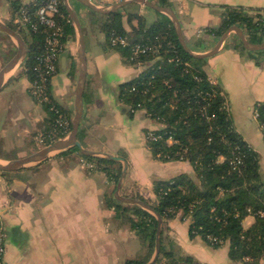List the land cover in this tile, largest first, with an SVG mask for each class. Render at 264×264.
<instances>
[{"label":"crops","instance_id":"obj_1","mask_svg":"<svg viewBox=\"0 0 264 264\" xmlns=\"http://www.w3.org/2000/svg\"><path fill=\"white\" fill-rule=\"evenodd\" d=\"M87 1L97 9H104L121 0ZM168 1L173 4L172 11L180 24L185 45L202 40L201 47L193 51L196 53L212 50L218 41L203 33L205 28L218 24L214 6L264 9V0H209L206 4L197 0ZM62 2L74 11L82 28L86 81L93 92V102L83 108L79 128H85L86 134L80 144L84 149L121 158L127 165L124 181L118 191L116 186L112 192L113 184L103 173L89 171L72 153L59 154L39 166L20 169L8 176L0 173L3 264H125L143 258L146 251L129 226L114 218V209L107 202L109 197L116 199L117 192L124 198L138 194L152 200L155 181L169 180L179 173L191 175L192 170L187 162L164 163L152 157L144 133L162 126L149 120L143 111L130 116L117 99L118 86L135 78L143 67L125 65L118 53L105 49L104 35H91V25L101 21L100 14L77 0ZM0 6L8 14V21L0 14L6 24L10 22V8L5 3ZM128 10H136L147 22L155 18L153 9L142 5L130 6ZM124 25L125 29H130V25ZM235 38L233 34L228 35L224 44ZM64 48L49 90L54 101L73 114L79 73L76 31L75 39L67 41ZM15 49L12 38L0 32V68L15 55ZM69 56L77 63L75 81L67 76ZM205 59L204 71L209 81L217 84L227 96L236 132L261 156L263 133L257 123L252 126L251 121L256 122L254 106L264 101V63L256 66L247 53L225 48V45L215 56ZM22 62L6 75L0 89L1 162L19 159L40 149L37 137L45 114L28 93L29 82L20 72ZM262 165L261 174H264ZM168 223L170 231L166 236L182 255L191 257L197 264H235L227 258V245L215 250L199 237L190 240L189 222L182 219L181 213ZM259 264H264V259Z\"/></svg>","mask_w":264,"mask_h":264},{"label":"trees","instance_id":"obj_2","mask_svg":"<svg viewBox=\"0 0 264 264\" xmlns=\"http://www.w3.org/2000/svg\"><path fill=\"white\" fill-rule=\"evenodd\" d=\"M148 1L161 8L173 9L172 2L168 0ZM58 4L59 12L54 16V21L62 33L59 39L62 49L60 57L65 52L66 42L75 39V29L62 0H58ZM10 5L12 12L21 7L20 0H14ZM27 5L31 12L35 10ZM130 6L140 7L139 4L130 3L114 13L99 15L105 49L118 53L125 65L144 69L135 78L118 86L117 99L130 116L136 111H143L149 120L162 126L161 129L144 133L146 147L152 157L164 163L187 162L192 170L191 175L179 173L169 180L155 181L152 200L138 194L132 196L154 210L163 223L160 251L154 264H197L191 257L175 249L166 236L170 231L168 222L175 219L178 213L189 222L190 240L199 237L206 246L215 250L227 245V258L232 263L259 264L264 259V174H261L260 156L236 132L224 90L212 84L204 71L206 59L191 57L183 50L173 24L165 14L153 10L155 18L147 22L136 10L129 11ZM213 8L219 20L215 27L204 29L203 33L207 36L219 39L232 27H239L250 43H264V9L224 4ZM132 21H135L134 25ZM125 23L130 25L129 30L125 29ZM6 25L17 32L25 43L27 53L20 72L30 86L37 80L38 71L35 68L44 52L45 38L50 30L43 25H38L36 31L13 26L10 22ZM112 37L127 39L132 45H140L149 51L132 57L130 47L111 45ZM201 44L202 40L198 39L186 46L193 52ZM224 45L225 48L247 53L256 66L264 63V50L248 51L238 38ZM68 58L67 76L75 81L77 63L72 57ZM57 63L58 60L56 70ZM49 87L50 82L45 90L49 101L39 104L45 114L38 134L44 137V145L51 143L48 136L55 130L59 117L69 121L73 117L54 101ZM83 92L84 108L93 102L88 81ZM253 110L264 137V101L257 103ZM85 134L86 129L80 127L76 136L80 143ZM69 153L92 164L93 169L89 171L103 173L113 184L112 192L115 191L122 170L120 162L83 156L77 148L67 149L60 156ZM107 202L114 209V218L129 226L146 251L143 258L125 264H146L155 251V216L137 205L124 204L111 197ZM246 217H251L253 222L244 228L243 220ZM3 239L0 222L2 246ZM0 264H3V255H0Z\"/></svg>","mask_w":264,"mask_h":264},{"label":"water","instance_id":"obj_3","mask_svg":"<svg viewBox=\"0 0 264 264\" xmlns=\"http://www.w3.org/2000/svg\"><path fill=\"white\" fill-rule=\"evenodd\" d=\"M77 1L80 4L81 3L84 4L91 11L97 14H100V15L114 13L130 3H136L146 8H151L153 10L159 11L165 14L169 18V20L171 21V24H173V27H174V30L177 36V40L180 46H182L183 50L187 54H189L191 57L204 59V58H210L212 56H215V54L218 53V51H220L223 48L225 40L227 36L230 34L235 35L239 39L241 44H243L244 48L248 51L257 52L259 50H264V43H260L259 45L252 44L245 38L242 30L239 27H232L218 39V41L215 43V47L212 50L205 52V53L191 52L189 48L185 45L180 24L178 23L176 15L172 11V9L158 7L147 0H121L120 2L113 4L104 9H97L94 5L90 4L87 0H77ZM65 7L67 9L71 24L77 33L78 48H79V53H78L79 73H78L76 86H75L76 94H75L73 114H72L73 117L71 120V130L69 134L66 136V138L63 139L62 141H58L53 144L42 147L40 148V150L30 155H27V156H24L19 159H15V160H8L5 162L0 161V173L17 172L20 169L36 167V166H39L42 162L48 160L49 158L55 157L63 153V151L67 149L77 148L79 153L83 156L87 155V156L100 158V159H111L115 161H122V170L118 178L119 181L117 183V191H118L124 181L123 178L125 176L126 167H127L126 163L121 158L115 157L113 155L100 154L97 152L90 151L86 148L84 149L76 137L78 130H79L81 119L83 117V114H82L83 113V94H84L83 91L85 88L86 74H87L86 48H85V43H84L83 31L76 18V15L74 14V11L67 4H65ZM0 32L11 37L14 40L15 45H16L15 55L0 68V89H1V87L3 86L4 77L12 69H14L18 63L24 60L26 53H27V49L20 35L17 32H15L12 28L8 27L1 19H0ZM115 198L117 201L122 202L124 204L137 205L155 216L156 223H157L156 238H155V251H154L152 259L146 263V264H154V261L160 251L159 241H160V233H161L162 224H163L161 218L154 212V210H152L148 205H146L145 203L141 201L135 200L133 198L129 199V198L121 197L117 194V192L115 193ZM178 264H185V263H178Z\"/></svg>","mask_w":264,"mask_h":264},{"label":"built area","instance_id":"obj_4","mask_svg":"<svg viewBox=\"0 0 264 264\" xmlns=\"http://www.w3.org/2000/svg\"><path fill=\"white\" fill-rule=\"evenodd\" d=\"M13 1L14 0H0V3H5L10 8V3ZM27 4L35 10L31 12L32 9L30 7L27 8ZM20 5L21 7L15 12L10 11L9 21L13 26L16 25V27H22L24 29L30 28L31 30L36 31L38 25H43L50 30L45 38L44 52L38 59V67L35 68V71H38L37 80L29 86V93L32 100L39 105L40 103H46L49 101L45 90L47 84L51 82L52 78L56 75L55 63L62 50L59 43L62 34L61 28L56 27L54 21V16L59 12V4L58 0H20ZM32 18L34 21H32ZM110 44L130 47L133 52L132 57H136L139 54H145L149 51L148 48L141 47L137 44L132 45L127 39L125 40L120 37H112L110 39ZM51 110H53V108ZM55 123V130L48 136L51 140L50 144L62 141L70 132L69 124H71V121L67 120L65 117H59ZM37 138L39 148L47 146L44 145V137H42L41 134L38 135ZM81 164L88 170L93 169V165L86 161L84 162L81 160ZM4 250L3 246L0 245V255H4Z\"/></svg>","mask_w":264,"mask_h":264},{"label":"rangeland","instance_id":"obj_5","mask_svg":"<svg viewBox=\"0 0 264 264\" xmlns=\"http://www.w3.org/2000/svg\"><path fill=\"white\" fill-rule=\"evenodd\" d=\"M197 1H200L201 3H210V2H208L209 0H197ZM211 7V6H210ZM0 14L2 15V18H4L6 21H8V14L7 13H5V11H4V8L2 7L1 8V6H0ZM6 15V16H5ZM100 23L101 22H99V21H95L94 23H92V28L90 29V33H91V35H93V36H97V37H99V36H103V34H102V32H101V30H100V27H101V25H100ZM84 32H85V34L87 33V30H86V28H84ZM89 35V34H88ZM13 40V39H12ZM14 41V40H13ZM113 74V73H112ZM211 74V73H210ZM110 77H112L113 75H109ZM253 117L255 118V114H254V112H253ZM249 120L251 121L252 120V114H251V112H250V117H249ZM252 123V126L254 125L255 126V121L254 120H252L251 121ZM249 124V123H248ZM40 150V149H39ZM38 151V150H37ZM260 151V150H259ZM260 159L262 160L261 161V164H263L262 165V167L264 168V151L263 150H261L260 152ZM2 162H5V161H2ZM136 195V194H135ZM252 218L251 217H248V218H246V219H244L243 220V227L244 228H247L248 226H250L251 224H252ZM5 252V251H4ZM152 259V258H151Z\"/></svg>","mask_w":264,"mask_h":264},{"label":"bare ground","instance_id":"obj_6","mask_svg":"<svg viewBox=\"0 0 264 264\" xmlns=\"http://www.w3.org/2000/svg\"><path fill=\"white\" fill-rule=\"evenodd\" d=\"M6 77V76H5ZM5 77H4V79H5Z\"/></svg>","mask_w":264,"mask_h":264}]
</instances>
